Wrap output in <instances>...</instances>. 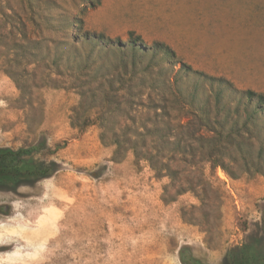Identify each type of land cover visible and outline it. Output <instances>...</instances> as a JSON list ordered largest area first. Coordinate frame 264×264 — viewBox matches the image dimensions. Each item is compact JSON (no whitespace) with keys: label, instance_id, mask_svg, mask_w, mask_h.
<instances>
[{"label":"rangeland","instance_id":"374dc122","mask_svg":"<svg viewBox=\"0 0 264 264\" xmlns=\"http://www.w3.org/2000/svg\"><path fill=\"white\" fill-rule=\"evenodd\" d=\"M100 38L163 43L176 65H152L150 54L135 69L131 53L124 59ZM181 63L264 94V0H0V147L44 144L39 156L60 166L33 186L0 192V264H184L183 250L205 264H264L227 256L249 234L262 236L264 159L262 172L251 164L247 172L242 153L226 150L225 172L201 152L177 156L171 181L131 150L114 161L98 123L73 124L86 115L76 114L81 91L89 108L108 90L121 105L107 115L109 139L157 122L158 137L190 143L183 98L161 82L150 88L177 77L193 89L177 73ZM209 91L201 86L200 96ZM245 149L258 159L264 122Z\"/></svg>","mask_w":264,"mask_h":264},{"label":"trees","instance_id":"16d2710c","mask_svg":"<svg viewBox=\"0 0 264 264\" xmlns=\"http://www.w3.org/2000/svg\"><path fill=\"white\" fill-rule=\"evenodd\" d=\"M71 26L76 27L79 32L81 31L78 22L71 21L69 27ZM95 38V36H92L87 38V40L92 41ZM97 41L104 43L109 51H118L124 59L128 58V53H131L130 60L132 67L135 69L140 68L142 58H147L150 54H152L150 58L152 65L161 66L164 62L173 65L176 62L174 51L163 43H157L154 46L155 48H149L136 41H130L127 44L121 42L105 43L102 42L101 38ZM153 55L158 56V59L154 60ZM124 63L126 67L127 62L124 61ZM151 64L141 70L143 75L151 73ZM164 68L162 66L159 69L160 72ZM177 73L183 74L188 79H193L195 81L193 89H190L189 92L184 91L185 89L182 86L184 84L177 77L173 81L170 79L157 81L155 84H151L150 88L161 82L166 90H173L172 93L175 92V96L183 98L184 104L182 108L191 116L192 120L182 126H187L191 129L190 140L192 143L181 139L171 141L169 136L158 137L157 122L151 127L145 125L135 128V132L138 133L132 136L125 137L114 134V137L109 139L106 133L109 129L110 118L107 115H111L116 110L121 109V105L116 104L112 92L108 90L103 91L101 106L89 108L85 106L86 95L81 91L82 100L76 110V114L79 115L84 109L83 111H85L86 115L82 123L74 122V126L77 125L81 129H85L89 125L98 123L102 129L101 141L103 143L109 142L115 147L114 161H119L126 151L131 150L136 160H146L156 174L169 177L171 181L176 180L178 175V171L171 166V161L175 160L177 156H183L184 158V156H194L201 152L207 155V160L213 169L221 166L227 172L220 156L230 149H235L242 153L248 166L247 172L250 170V164L254 166L255 172H262L264 149H260L258 159L254 157L251 159V151L247 152L245 148L252 144L257 132L262 130V123L264 122V94L250 89H239L226 78L211 76L205 72L195 70L186 63H181V68ZM114 82L110 81V85L113 86ZM206 85L210 88V91L201 97V86ZM157 106L154 105L155 108H160ZM92 112H95V115H92ZM169 113L170 110L164 111L162 117L168 116ZM202 130L212 134V136L205 137L200 134ZM159 144L162 146L160 147ZM170 144H174L172 150H170L172 146ZM45 148L44 144L24 146L17 149L0 147V192H17L23 186H33L37 182L55 174L60 169L58 163L48 161L39 156ZM249 158L250 161H248ZM5 207V205H0V212L4 213ZM261 233L260 239H255L254 236L249 234L242 246L230 249L227 256L236 263L247 258L249 261L254 259V262L260 258L261 261L264 260V244L262 245L261 241L262 237L264 239V211ZM181 255L184 264H205L201 259L193 255L185 257L184 250Z\"/></svg>","mask_w":264,"mask_h":264}]
</instances>
